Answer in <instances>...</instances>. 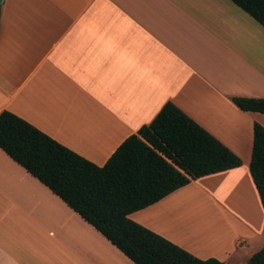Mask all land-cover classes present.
I'll return each instance as SVG.
<instances>
[{"label": "crops", "instance_id": "1", "mask_svg": "<svg viewBox=\"0 0 264 264\" xmlns=\"http://www.w3.org/2000/svg\"><path fill=\"white\" fill-rule=\"evenodd\" d=\"M264 26L231 0H0V112L92 162L172 101L241 158L129 216L199 258L264 247L249 171ZM0 264H135L0 148Z\"/></svg>", "mask_w": 264, "mask_h": 264}, {"label": "trees", "instance_id": "2", "mask_svg": "<svg viewBox=\"0 0 264 264\" xmlns=\"http://www.w3.org/2000/svg\"><path fill=\"white\" fill-rule=\"evenodd\" d=\"M231 1L264 26V0ZM231 100L241 110L264 113V97ZM0 148L135 264H225L199 258L129 216L192 179L241 164L237 154L172 101L102 165L9 110L0 112ZM249 171L264 209V125L259 122L253 123ZM246 264H264V247Z\"/></svg>", "mask_w": 264, "mask_h": 264}, {"label": "rangeland", "instance_id": "3", "mask_svg": "<svg viewBox=\"0 0 264 264\" xmlns=\"http://www.w3.org/2000/svg\"><path fill=\"white\" fill-rule=\"evenodd\" d=\"M264 241V240H263Z\"/></svg>", "mask_w": 264, "mask_h": 264}]
</instances>
